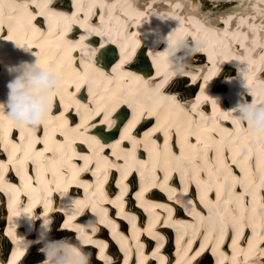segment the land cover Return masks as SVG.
Here are the masks:
<instances>
[{"label":"bare ground","instance_id":"obj_1","mask_svg":"<svg viewBox=\"0 0 264 264\" xmlns=\"http://www.w3.org/2000/svg\"><path fill=\"white\" fill-rule=\"evenodd\" d=\"M229 1H233V4L227 5L220 0L211 1L212 5L209 0H0V5H2L0 7V74L3 70L8 73L6 70L8 65L33 60L31 54L16 48L13 41L30 47L33 52L40 54L45 64L54 65L64 79L68 80L66 88L70 90V93L67 92L69 96L64 94L61 100L66 102L68 108L69 106L74 108L73 116L71 114L63 117V114L56 112L55 108L59 105L55 103L50 127H48L51 133L47 132L45 138L42 137V139L40 135L42 126L35 131L30 129L21 131L8 119L6 113L0 110V117L5 116L4 121L7 128L4 129V133H6L4 138L8 142L6 150L0 144V165H4L3 168H0V197L2 196L1 191L6 190V193L9 194L8 202L0 199V228L5 225V213L9 206L14 214L25 211L29 207V212L34 213L35 209L42 207L43 202L40 201L42 198L55 203L47 209V212L42 213L43 216L53 220L52 209L55 207L58 211L63 209L66 213H70L71 210L80 207L78 203L72 202L81 200L74 195H81L85 186L92 193L95 192L96 181L93 182L92 172L96 171L94 162L97 157L100 156L108 164L111 163L109 165L111 169L113 163L120 165L123 162L120 153L106 147V145H114L119 142L116 140L117 137H113L115 134L118 136L119 127L113 124L108 126L109 131H106L96 125L101 124L100 120L105 112L109 113L106 123H113L111 121L113 118L112 108L108 99L109 97L113 98V94L108 91H119L126 103L129 105L134 103L131 97L135 94V88H133L131 79L139 85L136 93L139 98L138 105L144 106L150 115L158 116L170 124L179 120L182 131L175 132L173 129L171 133L173 140L175 138L186 143L183 155L178 160H183L184 165L191 166L187 170V174L183 176L187 181L185 182L187 189L191 188V191L194 192L197 190L194 186L199 185H203L205 189L204 194L200 195L202 199L196 201V196H188V200L192 204L185 207L184 198L188 191L181 194L180 191H175L177 180H171L168 184L163 179L165 175L169 177L172 172L179 169L175 154L163 155L165 160L145 166L143 168L145 177L149 178L147 188L156 187V190L151 194L155 199L149 200L140 197L135 200V203H138L137 206H134L133 199L126 198V196H124V200H121V207L127 204L128 207L126 211L122 210L118 216H125L132 222L129 234L126 231L123 233L122 229L117 231L116 241L126 254L122 264H125V261L127 264H189L188 253H191L190 259H196L202 252L194 254L205 231L209 230L215 234L208 236L211 243L216 242L217 233H219L218 243L224 242V227L218 224L224 217H230L234 222H238V232L241 235L244 233V237L247 236L249 228L248 220L256 219L254 221L256 226L264 224V185L258 178L252 176L248 182L249 186H246V190L251 194L249 197L245 195L246 192L242 185L244 179L239 177L240 169L236 166V162L240 163L243 161V157L247 158V155H250L249 158L252 157L259 161L257 165L262 171L264 184V159L260 158L257 151L261 148L264 152V143L251 136L245 126L231 128L229 123L233 121V114L228 111L236 105L242 95H246L245 88L254 92L264 90V0ZM44 5L47 6L44 7ZM40 12H43L44 15H34ZM87 16L89 18H86ZM48 17L51 18V26L47 22ZM90 17H93L95 21H91ZM29 20L32 21L31 28ZM33 29H38V31ZM173 29L175 31L172 40L184 38L192 43L193 38H202L206 41V46L187 61L183 75L177 76L167 68L168 71L162 79L174 78L176 83L174 82L172 89L179 91V94H158L159 96L152 97L153 91L158 92L156 88L159 83V81L151 79L158 77H152L153 69L156 64L161 65L155 61L157 62L159 59L168 61L164 57L166 53L163 51L167 45L161 40ZM9 35L12 36V41L7 39ZM142 38H145L149 48H152L151 50L142 47L144 42ZM133 43H141L135 59L136 64L130 62L133 57L131 56L134 50ZM38 50H42V53ZM125 51L131 54L126 55ZM93 54H99L102 57V63L99 60L96 66L95 62H90ZM4 55L9 57V62L5 60ZM80 56L81 62L85 61L82 64L83 69L79 65H75L74 68H70L72 73L70 75V72L65 71L64 65L73 63L80 59ZM209 59L212 61L211 64ZM103 64L112 65L111 71L109 68L105 69ZM235 64L245 65L242 67H246L247 70L238 75ZM131 70L141 71L143 76L133 73ZM165 70L164 66L163 71ZM262 70V75H259ZM120 77L124 80H120ZM246 77L247 80H244ZM10 79L9 76L5 79L0 77V86L3 84L5 94L1 98L2 102L7 99V84ZM207 79L211 81L210 84ZM187 80L190 81L189 84L186 83ZM102 81L106 84L105 89L100 86ZM87 83L85 88H88V92L85 91L84 96L78 99L80 92H75V88L72 89L71 85L76 87L79 84L82 89ZM93 84L99 86L101 91L95 92V89H91L90 86L93 87ZM203 88L205 91H202ZM191 89L196 91L192 96L191 93H187ZM147 90H151V92L149 93ZM145 91L149 93L147 97L144 94ZM201 91L202 93L199 94ZM91 92L96 94L94 100L91 96V100L98 103L102 98L104 99V108L99 105V108L96 109L95 103L81 102L89 98ZM178 97L186 103L177 105V112L173 113L175 107L173 100L177 102L176 98ZM76 99L77 101H75ZM248 99H250L249 96ZM233 100L236 101L233 102ZM159 109L162 110L158 112ZM131 111V106H125L123 113L129 114ZM66 113L70 114V112ZM178 113L180 114L177 115ZM75 115L81 117L80 123H76ZM147 116L149 117V115ZM73 120L75 122L69 126L68 123ZM65 123L66 126H64ZM152 123L153 121L147 122L138 129V133L146 129L144 139L130 138L132 144L135 143L136 151L141 147L146 148L149 141L147 137L157 133V125H152ZM85 125H88V128L93 126V129L102 138L109 135L106 138L113 137L114 140L106 143L103 147L100 145V149L95 147L93 150L92 146L86 145L88 142L83 134ZM60 126L63 127L60 128ZM94 126L96 127L94 128ZM191 134L201 136L199 144L194 145L188 140ZM159 137L160 134L156 135L155 139ZM45 139H47V147L53 149L55 155H53V151L42 152L45 147ZM124 140L127 142L124 145L126 149L132 147L128 138L125 137ZM244 149L248 151L246 155L243 154ZM25 150H28L30 155L23 166H20L17 161L23 157ZM93 152L95 155L92 154ZM113 152L115 155L111 154ZM37 153H42L39 158L44 170L35 175L31 167L34 164L31 161V156ZM158 153L161 157L160 149H158ZM8 155L12 156V162ZM212 156L216 163L211 161ZM81 157H88L87 168H85L84 160ZM233 160L235 163L232 162ZM203 161H206L204 166ZM50 164L53 165L54 173L57 172L58 179L65 176L68 169L75 167L74 182L68 184L58 180L60 182L58 183L53 177H49L48 172L52 170ZM14 166L19 170L18 175L13 169ZM251 166L252 164H250ZM79 169L84 170L80 171ZM226 171L228 174L225 173ZM71 172L73 173V169ZM136 178L135 171L129 175L130 183H133ZM41 179H45L48 185L37 186L36 181ZM127 185L130 187L129 184ZM216 187L220 194L219 198ZM131 188L132 190L136 189L135 186ZM25 191L26 198L29 199V203L26 205L21 203L23 199L20 197V194L23 195ZM159 191H164V194ZM170 196L171 199H169ZM66 198L72 201L67 202ZM57 199L61 200L58 204L56 203ZM232 203H236L239 210H236ZM161 205L166 207H161ZM93 206L98 212L102 208V203L99 202ZM138 207H144L148 212L147 216L142 217L144 212ZM169 209L171 214L168 215ZM80 213L82 216L78 220L95 219L92 213L79 211ZM33 216L40 217L36 213ZM210 216L211 219H209ZM56 217H58V213H56L55 219ZM132 218H134V227ZM30 220L33 223L36 219L31 218ZM103 220V223L107 224L106 227H116V221L109 216L104 215ZM41 221L43 222V219ZM75 221L74 217L63 222L62 231L58 229L55 233H51L49 239L60 240L70 238L76 233L84 234L83 238H87L85 240L89 241L90 245L86 250L91 252L92 256L96 250L99 253L101 248L105 254L101 260L93 257L92 264H109V262L111 264V260L112 264H117L121 252L118 253L116 244L108 251L105 243L102 242L108 238L107 229L91 225L79 227ZM96 223L94 222L92 225ZM59 224L60 222L57 225L59 226ZM170 227L176 229L178 246L174 245L175 242L171 239ZM93 229H98L96 232L99 231V234H94ZM7 230L22 234L17 230L16 222L9 224ZM69 231L71 232L68 233ZM28 232H40L39 237L45 234L44 229L39 230L36 224H33ZM1 235H4V232ZM13 237L17 240L14 235ZM156 238L161 239L155 242ZM22 242L29 244L33 240L23 238ZM238 244L242 245L241 242ZM259 244H261L260 248L264 249V232L258 237L252 238L248 249L255 253L257 252L255 247ZM97 245H99L98 249ZM155 245L156 248L152 251L150 248ZM2 246H4L3 243ZM226 249H228V245L224 244L222 251L225 252ZM32 252L30 258L36 254L39 256L37 260L44 259V257L40 258L38 246ZM136 252L138 253L136 254ZM179 252H181L179 259H175L172 263L175 255L178 256ZM182 253L187 254L183 256ZM158 258L160 259L158 260ZM169 259H171L170 262L167 261ZM211 261L212 254L207 253L204 261H198V264H211ZM251 262L264 263V250L262 255L253 258ZM0 264H8V262L2 261ZM28 264L30 263L28 262ZM37 264H41L40 261Z\"/></svg>","mask_w":264,"mask_h":264},{"label":"clouds","instance_id":"obj_2","mask_svg":"<svg viewBox=\"0 0 264 264\" xmlns=\"http://www.w3.org/2000/svg\"><path fill=\"white\" fill-rule=\"evenodd\" d=\"M174 31L173 29L163 37L161 42L167 45L163 51L169 57L171 71L180 76L184 74L187 61L204 49L206 41L202 38H193L192 43H189L188 40L179 38L173 43ZM13 42L16 48L31 54L33 60L21 61L6 67L11 79L7 84V99L0 102V110L4 111L8 119L21 131L29 129L35 131L41 126L48 128L52 120L55 98L63 97L66 90L64 77L54 65L45 64L39 53L33 52L30 47ZM245 91L246 95H242L236 105L228 111L233 114L232 120L237 127L245 126L251 136L264 143V90L254 92L245 88ZM25 216L43 219L44 238L37 240L43 245L40 251L45 258L41 264H92V253L85 250V242L79 235L75 240L49 239L48 234L52 231L53 223L49 217H35L31 214ZM104 255V251L102 255L100 251L96 258L101 260Z\"/></svg>","mask_w":264,"mask_h":264},{"label":"snow or ice","instance_id":"obj_3","mask_svg":"<svg viewBox=\"0 0 264 264\" xmlns=\"http://www.w3.org/2000/svg\"><path fill=\"white\" fill-rule=\"evenodd\" d=\"M47 5H44V7H46ZM38 7H39V5H38ZM34 15H44V13L43 12H40V13H37V14H34ZM47 22H48V24H49V26H51V18L50 17H48L47 18ZM29 27L31 28L32 27V21L31 20H29ZM42 23H44V21H42ZM34 31H38V29H33ZM51 29H50V27H49V31H50ZM7 39L8 40H12V36H7ZM74 91L75 92H80L81 91V89H80V87H79V84H77V86L75 87V89H74ZM95 111H98V110H95ZM108 115H109V113L108 112H105L104 113V115L101 117V120H100V123H106V122H108ZM110 126V125H109ZM121 139L123 140V139H125V137L124 136H122L121 137ZM103 147V146H102ZM106 147H111V145H106ZM135 149V143H133V150ZM49 151H53V155H55V151L53 150V149H49L48 147H47V139H45V147H44V149L42 150V152H49ZM128 150L126 149L125 150V152H127ZM217 151H218V149H217ZM112 155H115V153L113 152V153H111ZM29 152H28V150H25L24 151V154H23V157L19 160V161H17V164L18 165H20V166H23V164L25 163V160L26 159H28L29 158ZM40 155H42V153H37V154H35V155H32L31 156V161H32V163H34L36 166H37V171L39 172L41 169H42V162H41V160H40ZM83 160H84V166H85V168H87V166H88V157H81ZM49 159H51V158H49ZM61 159H63V156H61ZM129 159V157L126 155L125 157H124V160H125V162H127V160ZM233 163H235V160H233L232 161ZM4 167V165H0V168H3ZM99 164H97L96 165V171H99ZM111 167H113V168H116V169H118V171H120L121 172V180H123V179H125L126 177H127V172L125 171V166L124 165H117V164H115V163H113L112 165H111ZM80 171H83L84 169H79ZM96 171H93L92 172V175L93 176H95L96 175ZM139 171L141 172V175H143V168H140L139 169ZM73 174V177L75 176V173L73 172L72 173ZM53 175L55 176V173H53ZM163 179L165 180V181H167V179H168V177H167V175H165L164 177H163ZM151 182V181H150ZM57 187H59V185H57ZM126 190V189H125ZM143 189L141 190V193H139V194H137V198H140L141 196H142V193H143ZM121 195H123V190H122V192H121ZM172 197L170 196L169 197V199H171ZM119 199V198H118ZM117 207H120L119 205H117ZM161 207H166V206H164V205H161ZM26 211H30V207H29V209H26ZM92 211H96V208H95V206H93L92 207ZM170 212H171V210L169 209V214H170ZM209 219H211V216L209 217ZM101 223H103L104 222V220H103V218H101V221H100ZM135 225H134V218H133V227H134ZM66 227V226H65ZM234 227H236L237 228V231H239V225L238 224H234ZM113 231H114V229H113ZM221 232H222V228H221ZM89 241H87V240H85V243H88ZM101 255L103 254V248H101ZM198 254V253H197ZM125 264H127V261H125Z\"/></svg>","mask_w":264,"mask_h":264},{"label":"rangeland","instance_id":"obj_4","mask_svg":"<svg viewBox=\"0 0 264 264\" xmlns=\"http://www.w3.org/2000/svg\"><path fill=\"white\" fill-rule=\"evenodd\" d=\"M209 1H210V4L212 5L213 2H211V1H213V0H209ZM220 1L226 3L227 5L233 4V1L231 2V1H229V0H220ZM244 1H245V0H244ZM244 1H243V2H244ZM202 4H203L204 6H206L204 3H202ZM222 7H223V6H222ZM207 80H208V84H210L211 81H210L209 79H207ZM213 81H214V80H213ZM186 83L189 84L190 81L187 80ZM205 83H206V82H205ZM190 85H191V84H190ZM189 87H190V86H189ZM189 87H188V88H189ZM188 88H187V89H188ZM194 91H195V90L191 89V91H188L187 93H188V94L191 93V96H192V95H194V93L196 92V91H195V92H194ZM70 232H71V231H69L68 233H70ZM66 234H67V233H66ZM42 257H44V255L40 253V258H42ZM38 258H39V256H37L36 254H34V255L29 259V263L32 264V261L34 262V261L37 260ZM44 258H45V257H44Z\"/></svg>","mask_w":264,"mask_h":264}]
</instances>
